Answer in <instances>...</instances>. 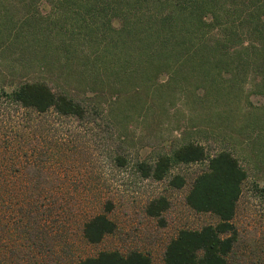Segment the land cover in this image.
Masks as SVG:
<instances>
[{"label": "trees", "instance_id": "obj_1", "mask_svg": "<svg viewBox=\"0 0 264 264\" xmlns=\"http://www.w3.org/2000/svg\"><path fill=\"white\" fill-rule=\"evenodd\" d=\"M18 1L23 2L22 16L0 12V31H8L0 51L29 49L25 59L42 71L55 64L57 86L43 77L0 86L1 119L3 112H13L5 117L8 130L0 129V264H22L57 222V208L64 211L66 202H75L57 195V179L45 173V161L57 159V126L51 116L85 124L105 111L115 121L103 122L111 134L142 108L160 115L173 96L192 107L225 111L229 102L238 106L241 96L264 94V0ZM251 115L246 124L253 120L250 127H256L258 113ZM183 128L194 136L167 147L163 139L162 149L133 159L134 170L180 188L185 178L171 169L204 163L190 178L183 202L216 220L179 228L164 244L162 261L231 264L237 241L232 217L247 171L232 151L213 149L201 139L202 127L190 123ZM122 137L112 143L118 164L126 162ZM99 204L97 212L80 209L79 234L87 243L99 242L116 228L107 214L112 202L106 198ZM168 205L165 195H155L144 211L161 219ZM75 264H151V258L127 247L79 256Z\"/></svg>", "mask_w": 264, "mask_h": 264}, {"label": "rangeland", "instance_id": "obj_2", "mask_svg": "<svg viewBox=\"0 0 264 264\" xmlns=\"http://www.w3.org/2000/svg\"><path fill=\"white\" fill-rule=\"evenodd\" d=\"M17 4L19 8L16 9ZM5 9L13 17L25 13L23 2L20 4L18 0H0V12ZM7 34L8 31H0V45L6 41ZM26 36L29 37L28 34ZM54 39V44H57V35ZM29 51L17 50L14 46L0 51L1 87H12L35 77H43L57 86V66L54 64L51 69L42 71L41 67L25 59ZM245 87L248 90L249 83ZM175 97L170 98L173 103L167 102V109L160 115L157 110L142 108L124 121L123 126L118 124L117 128L114 127L111 134L103 122L109 118L114 124L115 121L105 111H100L95 120L85 124H79L71 117H57L56 120L51 116L50 119L56 123L53 126H57V159L45 161V166L48 165L45 173L48 178L57 179V195L72 197L70 199L75 202L72 205L66 202L64 211L57 208V222L48 228L37 245H32V252L22 259V264H75L79 256L95 254L102 249L124 251L127 247L147 252L151 264H164L161 258L163 246L179 228H196L216 220L210 213L195 212L183 202L190 178L204 163L174 166L171 170L185 178L180 188H174L167 184L166 178L141 177L134 170L132 161L137 156L162 149L163 139L167 147L185 135L194 136L193 132L183 133L184 125L190 123L204 129L200 138L207 140L213 149L224 147L232 151L247 171L232 217L237 241L231 264L248 260L264 264V94L241 96L238 106L229 102L227 107L230 109L225 111L218 106L210 109L192 107L191 103ZM216 111H221V115ZM12 113L3 112L5 117ZM254 113H258L260 120L256 121L261 123L250 127L253 120L248 125L246 122ZM5 117H0V129L4 131L10 126ZM211 117L212 120L209 119ZM119 136H123L125 164H118L113 157L112 143L117 142ZM155 195H165L169 201L161 219L144 211L147 200ZM106 198L112 202L107 214L116 228L99 242L87 243L79 234L80 209L87 213L100 211L102 206L99 202ZM13 239L18 242L15 233Z\"/></svg>", "mask_w": 264, "mask_h": 264}]
</instances>
